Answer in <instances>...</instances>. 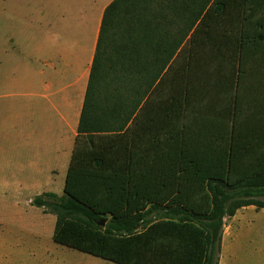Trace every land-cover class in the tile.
<instances>
[{
    "label": "trees",
    "instance_id": "obj_1",
    "mask_svg": "<svg viewBox=\"0 0 264 264\" xmlns=\"http://www.w3.org/2000/svg\"><path fill=\"white\" fill-rule=\"evenodd\" d=\"M151 2L103 11L51 238L117 264H217L224 218L264 208V125L241 135L237 100L219 127L185 99L210 76L264 82V0L170 39Z\"/></svg>",
    "mask_w": 264,
    "mask_h": 264
},
{
    "label": "crops",
    "instance_id": "obj_2",
    "mask_svg": "<svg viewBox=\"0 0 264 264\" xmlns=\"http://www.w3.org/2000/svg\"><path fill=\"white\" fill-rule=\"evenodd\" d=\"M111 1L60 0V17H43L40 35L26 40L23 76L18 77L13 70L6 82H0V88L8 85L12 89L8 100H24L26 136L32 153L55 154L54 159L60 161L65 172L74 147L102 14ZM230 1L152 0L153 22L173 26L167 30L170 39L175 26L208 24V17H203L205 11L232 6ZM195 11H200V15L195 17ZM57 21L59 26L55 24ZM229 78L225 74L210 76L202 88H189L185 100H193L192 104L196 100L209 122H216L219 127L229 117L231 100H237L236 128L243 135L246 128L264 125V82L248 76L236 86ZM30 165L33 173L34 164ZM248 210L264 208L245 205L224 218L228 223L222 226L217 264H235L232 262L235 234Z\"/></svg>",
    "mask_w": 264,
    "mask_h": 264
},
{
    "label": "rangeland",
    "instance_id": "obj_3",
    "mask_svg": "<svg viewBox=\"0 0 264 264\" xmlns=\"http://www.w3.org/2000/svg\"><path fill=\"white\" fill-rule=\"evenodd\" d=\"M43 17L58 19L60 0H0L1 83L13 70L23 76L25 44L40 35ZM11 93L8 85L0 88V264H117L52 240L56 215L71 213L62 207L65 170L55 154L32 153L24 100H8ZM246 215L232 262L264 264V210Z\"/></svg>",
    "mask_w": 264,
    "mask_h": 264
}]
</instances>
